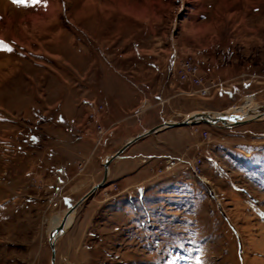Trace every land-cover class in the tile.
<instances>
[{"label": "rangeland", "instance_id": "1", "mask_svg": "<svg viewBox=\"0 0 264 264\" xmlns=\"http://www.w3.org/2000/svg\"><path fill=\"white\" fill-rule=\"evenodd\" d=\"M245 103L264 0H0V264H51L130 138ZM159 131L109 163L55 264H264V116Z\"/></svg>", "mask_w": 264, "mask_h": 264}, {"label": "water", "instance_id": "2", "mask_svg": "<svg viewBox=\"0 0 264 264\" xmlns=\"http://www.w3.org/2000/svg\"><path fill=\"white\" fill-rule=\"evenodd\" d=\"M262 109V111H264V107H260ZM264 113V112H263ZM264 116V114H263ZM224 117V116H223ZM221 117V118H223ZM260 116H255L254 118H259ZM221 118L218 117L219 120H221ZM252 118V119H254ZM216 120V121H219ZM233 121V124H238L241 123L243 121L246 120H242L239 119L238 117L233 116L232 119H230ZM250 120V119H249ZM198 122H206V123H214L215 120L210 117L207 113L205 114V112H201V113H195L193 115H189L187 114L186 116H184L182 119L180 120H165L162 121L161 123L146 129L142 132H140L139 134H137L136 136L130 138L129 140H127L117 151H115L113 154H111L106 161L104 162L103 166H104V172H103V177L101 179L100 182H98L97 184L93 185L77 202H75L73 205H70L66 211L64 212V215L60 221V223L49 233L48 236V240H49V245L51 248V259H50V263L51 264H55V239H56V235H62L66 229L64 228L65 226V222L67 217L70 215V213L72 211H74V209H76V207L82 202L84 201L88 196H90L96 189H98L100 186H102L108 176V166L109 163L115 159L120 157V154L132 143H134L135 141L139 140L140 138H143L145 136H148L150 134L156 133L159 130H161L162 128H171V127H178V126H184V125H188V124H195ZM229 124V123H228ZM231 124V123H230Z\"/></svg>", "mask_w": 264, "mask_h": 264}, {"label": "bare ground", "instance_id": "3", "mask_svg": "<svg viewBox=\"0 0 264 264\" xmlns=\"http://www.w3.org/2000/svg\"><path fill=\"white\" fill-rule=\"evenodd\" d=\"M201 112H205V114L207 113L210 117H212L215 120V122L212 124H215L216 122H219V121L223 122V123H229V120L232 119L233 116L238 117L239 119H242V120H247V118L252 119L255 116L263 117V114H264L263 113L264 111H262V109L259 108V106L257 108H255L252 103H245L240 108H232L230 111H227V112L226 111L225 112L198 111V112H191V113H189V115H193L195 113H201ZM218 117L219 118L223 117V118H221V120H219ZM216 120H219V121H216ZM167 161L170 162V160H168V159H167ZM72 213H73V211L70 213V215L66 219L65 226H64L65 229L68 227V225L72 221ZM62 217L63 216H59L57 218V220H59L58 224L60 223ZM59 236L56 235L55 243H56V240L58 239Z\"/></svg>", "mask_w": 264, "mask_h": 264}, {"label": "built area", "instance_id": "4", "mask_svg": "<svg viewBox=\"0 0 264 264\" xmlns=\"http://www.w3.org/2000/svg\"><path fill=\"white\" fill-rule=\"evenodd\" d=\"M197 69V65L194 64V63H191L190 59L185 63V71L183 74V76L185 77L187 74H192L194 73V71ZM223 91V90H222ZM207 90L206 89H203V91L200 92L201 95H204L206 96L207 94ZM89 104L93 106V112L95 111H100V110H103V106L102 105H99V106H95L94 107V104H93V101H89ZM91 112V116L90 117H94L95 114ZM96 129V132H97V144H100L104 141V138H105V133L106 131L103 129V127L101 125H97V127L95 128ZM168 160H170V162H175L173 160H177V158H168Z\"/></svg>", "mask_w": 264, "mask_h": 264}, {"label": "trees", "instance_id": "5", "mask_svg": "<svg viewBox=\"0 0 264 264\" xmlns=\"http://www.w3.org/2000/svg\"><path fill=\"white\" fill-rule=\"evenodd\" d=\"M145 199H144V197H141L140 200L137 198V200L139 201L140 208L143 210V212L146 216H149L148 218L150 219L151 214H150L149 208L144 207V205H143V202L145 201ZM135 210H136V207H135ZM148 223H149V225L151 224V222H149V220H148Z\"/></svg>", "mask_w": 264, "mask_h": 264}, {"label": "snow or ice", "instance_id": "6", "mask_svg": "<svg viewBox=\"0 0 264 264\" xmlns=\"http://www.w3.org/2000/svg\"><path fill=\"white\" fill-rule=\"evenodd\" d=\"M14 3H17V4H24L26 3V0H13ZM7 50V49H5Z\"/></svg>", "mask_w": 264, "mask_h": 264}, {"label": "crops", "instance_id": "7", "mask_svg": "<svg viewBox=\"0 0 264 264\" xmlns=\"http://www.w3.org/2000/svg\"><path fill=\"white\" fill-rule=\"evenodd\" d=\"M118 121H119L118 119H116V121L114 120V122H118ZM167 129H170V128L162 129V130H160L159 132H163V133L165 134ZM163 133H162V134H163Z\"/></svg>", "mask_w": 264, "mask_h": 264}]
</instances>
